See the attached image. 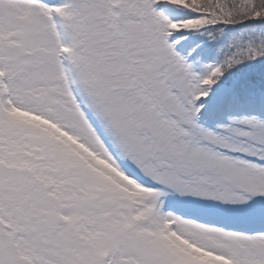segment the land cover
I'll return each mask as SVG.
<instances>
[{
    "label": "snow or ice",
    "instance_id": "6c2138e0",
    "mask_svg": "<svg viewBox=\"0 0 264 264\" xmlns=\"http://www.w3.org/2000/svg\"><path fill=\"white\" fill-rule=\"evenodd\" d=\"M0 264H264V0H0Z\"/></svg>",
    "mask_w": 264,
    "mask_h": 264
}]
</instances>
